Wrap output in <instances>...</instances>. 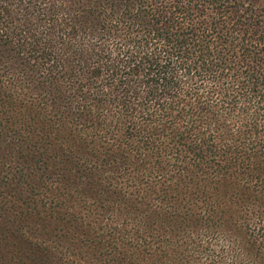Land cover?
<instances>
[{
    "label": "trees",
    "instance_id": "obj_1",
    "mask_svg": "<svg viewBox=\"0 0 264 264\" xmlns=\"http://www.w3.org/2000/svg\"><path fill=\"white\" fill-rule=\"evenodd\" d=\"M0 264H264V0H0Z\"/></svg>",
    "mask_w": 264,
    "mask_h": 264
}]
</instances>
